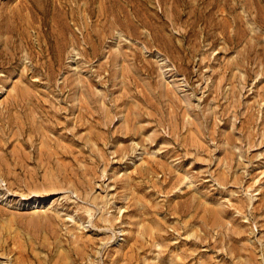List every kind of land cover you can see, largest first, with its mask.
I'll list each match as a JSON object with an SVG mask.
<instances>
[{
  "label": "rangeland",
  "instance_id": "obj_1",
  "mask_svg": "<svg viewBox=\"0 0 264 264\" xmlns=\"http://www.w3.org/2000/svg\"><path fill=\"white\" fill-rule=\"evenodd\" d=\"M0 51V264H264V0H0Z\"/></svg>",
  "mask_w": 264,
  "mask_h": 264
},
{
  "label": "bare ground",
  "instance_id": "obj_2",
  "mask_svg": "<svg viewBox=\"0 0 264 264\" xmlns=\"http://www.w3.org/2000/svg\"><path fill=\"white\" fill-rule=\"evenodd\" d=\"M145 13V12H144ZM61 34V33H60ZM58 35V34H57ZM62 35V34H61ZM55 38H57V37H55ZM58 40H61V39H58ZM62 41V40H61ZM55 42H56V40H55ZM60 42V41H59ZM61 43V42H60ZM54 44V43H53ZM57 44H58V42H57ZM63 44V43H62ZM50 45V44H49ZM56 45V44H55ZM57 46V45H56ZM60 46V45H59ZM58 46V47H59ZM52 47V46H51ZM50 47V48H51ZM55 47V46H54ZM49 48V47H48ZM60 48V47H59ZM62 48V47H61ZM2 51V50H1ZM0 51V52H1ZM4 51V50H3ZM6 52V51H5ZM55 52V51H54ZM5 54V53H4ZM53 54V53H52ZM62 54V53H61ZM0 55H1V53H0ZM3 55V54H2ZM1 55V56H2ZM14 55V54H13ZM17 55V54H16ZM57 54H55V56H56ZM54 56V55H53ZM61 56V55H60ZM3 59H4V57H3ZM53 59H57V58H53ZM0 60H1V58H0ZM15 61V60H14ZM14 61H12V62H14ZM1 63V62H0ZM5 63H6V60H5ZM2 65V64H1ZM6 65V64H5ZM51 66V65H50ZM2 67V66H1ZM52 67V66H51ZM48 71V70H47ZM50 71V70H49ZM35 74V73H34ZM26 76V75H25ZM0 83H2V80L0 81ZM177 148V147H176ZM196 166V165H195ZM96 199V201H98V199L97 198H95ZM95 199H93V200H95ZM194 199H192V201H193ZM198 200V199H197ZM46 200H44V199H41V198H33V199H30V200H26V201H24L23 203H22V206H23V208L24 209H28V210H31V211H35V210H37V209H39V207L45 202ZM191 201V202H192ZM195 201V200H194ZM193 201V202H194ZM192 202V203H193ZM197 202V201H196ZM95 203V202H94ZM189 203V202H188ZM106 204H108L107 202H106ZM195 204V203H194ZM197 205V204H196ZM108 206V205H107ZM188 207V206H187ZM199 207V206H198ZM244 207V206H243ZM112 208V206H109V209H111ZM188 209V208H187ZM128 210H129V208H128ZM189 210H190V207H189ZM206 210V209H205ZM38 211V210H37ZM201 211V210H200ZM203 211V210H202ZM207 211V210H206ZM207 212H209V211H207ZM34 213V212H33ZM230 213V211H228V210H222V211H220L219 213H211L210 212V219H211V221L210 222H205V224H208V223H212L213 224V226L214 227H216L217 226V222L219 221V220H217V215L219 214L220 216H227L228 214ZM209 218V217H208ZM204 219H206V217L204 218ZM108 221H109V219H108ZM111 224L113 225V223L111 222ZM219 224V223H218ZM114 226V225H113ZM219 226V225H218ZM216 229V228H215ZM207 230H209V229H207ZM175 231H178L177 230V228L175 229ZM211 231V230H210ZM233 233V232H232ZM151 235V234H150ZM141 236H142V234L141 235H138L137 236V238L136 237H134V235L133 236H131V235H128L127 237V241L129 242V241H132V240H134V243H133V248H137L136 246H137V243L138 242H140V238H141ZM169 236H171V235H169ZM144 237V236H143ZM146 237V236H145ZM144 237V238H145ZM154 238H157V240H162L163 239V235H159V234H157V233H155V235H154ZM165 238V237H164ZM196 239H198L199 241H200V243L202 244L203 243V241H204V239H205V237H203V236H200V237H197ZM142 240V242L145 240H143V238L141 239ZM147 240V239H146ZM75 241H77V240H75ZM199 241H198V243H199ZM89 242V241H88ZM197 242V241H196ZM197 243V244H198ZM76 244H78V246L76 247V248H73L72 249V255H75L76 256V258L73 260L72 259V261H71V263L72 262H77V261H79V260H85L84 259V256H85V253L86 252H84V254H82V252L87 248V247H89L90 246V243L88 244L87 242H85V241H82V242H80V243H78V242H76ZM91 244H95L94 243V241H92V243ZM142 244V243H141ZM140 245V244H139ZM198 245H200V244H198ZM81 246V248L83 247V249H80L79 247ZM131 246V247H132ZM144 247H145V244L143 245H141V247H139V249L142 251V250H145L144 249ZM167 248H171L170 247V245L169 246H167V247H164V249H166V250H163V251H161L160 253H159V260L162 262L163 261V259H164V255L163 254H165L168 250H167ZM131 249V248H130ZM81 251V253H80V251ZM135 250V249H134ZM105 251H107V252H109V249L108 248H106L105 249ZM132 251V250H131ZM70 252V251H69ZM70 252V253H71ZM87 254V253H86ZM107 254V253H106ZM126 254V253H125ZM70 255V254H69ZM72 255H71V257H72ZM108 255H109V253H108ZM122 255V254H121ZM134 255V254H133ZM132 255V256H133ZM136 255H137V253H136ZM66 257V256H65ZM70 257V256H69ZM88 257V256H87ZM137 257V256H136ZM108 258V257H107ZM106 258V259H107ZM121 258V256H118V258L117 259H120ZM125 260L127 261V264H133L132 263V261H131V259H130V257L128 256V254H126L125 255ZM66 259V258H65ZM65 259H64V262H65ZM69 260H71V258H68ZM68 259H66V260H68ZM135 259V258H134ZM108 260V259H107ZM106 260V261H107ZM137 261H139V260H137ZM113 262H115V261H113ZM112 262V263H113ZM117 262V261H116ZM115 262V263H116ZM133 262H134V260H133ZM136 262V261H135ZM66 264H67V262H65ZM73 264V263H72ZM106 264V263H105ZM170 264H182L181 262H176V261H171V263Z\"/></svg>",
  "mask_w": 264,
  "mask_h": 264
}]
</instances>
